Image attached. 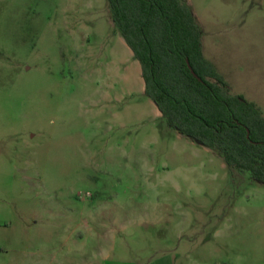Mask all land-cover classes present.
<instances>
[{
	"label": "rangeland",
	"instance_id": "rangeland-1",
	"mask_svg": "<svg viewBox=\"0 0 264 264\" xmlns=\"http://www.w3.org/2000/svg\"><path fill=\"white\" fill-rule=\"evenodd\" d=\"M264 115V0H183ZM0 264H264V184L169 127L108 0H0Z\"/></svg>",
	"mask_w": 264,
	"mask_h": 264
},
{
	"label": "trees",
	"instance_id": "trees-1",
	"mask_svg": "<svg viewBox=\"0 0 264 264\" xmlns=\"http://www.w3.org/2000/svg\"><path fill=\"white\" fill-rule=\"evenodd\" d=\"M108 2L115 27L141 65L145 94L169 127L264 184L262 110L233 94L205 57L192 9L183 0Z\"/></svg>",
	"mask_w": 264,
	"mask_h": 264
},
{
	"label": "crops",
	"instance_id": "crops-1",
	"mask_svg": "<svg viewBox=\"0 0 264 264\" xmlns=\"http://www.w3.org/2000/svg\"><path fill=\"white\" fill-rule=\"evenodd\" d=\"M185 2V1H184ZM109 3V2H108ZM109 8H110V5H109ZM110 13H111V8H110ZM111 18H112V13H111ZM112 22H113V19H112ZM114 23V22H113ZM115 25V24H114ZM116 28V27H115ZM119 33L121 36H122V34L117 30V28H116V33ZM122 38L124 39V41H125V38L122 36ZM125 43H126V41H125ZM126 45H127V43H126ZM128 46V45H127ZM129 47V46H128ZM132 51V50H131ZM203 51H204V44H203ZM132 53H133V51H132ZM133 57H134V54H133ZM159 113H160V115L162 116V113L159 111Z\"/></svg>",
	"mask_w": 264,
	"mask_h": 264
},
{
	"label": "water",
	"instance_id": "water-1",
	"mask_svg": "<svg viewBox=\"0 0 264 264\" xmlns=\"http://www.w3.org/2000/svg\"><path fill=\"white\" fill-rule=\"evenodd\" d=\"M189 67H190L192 73H193L195 76H197V75L195 74V72L193 71L192 67H191L190 65H189Z\"/></svg>",
	"mask_w": 264,
	"mask_h": 264
}]
</instances>
